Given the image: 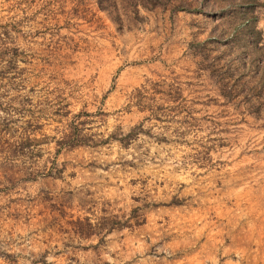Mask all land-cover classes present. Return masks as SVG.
I'll use <instances>...</instances> for the list:
<instances>
[{"label":"rangeland","instance_id":"obj_1","mask_svg":"<svg viewBox=\"0 0 264 264\" xmlns=\"http://www.w3.org/2000/svg\"><path fill=\"white\" fill-rule=\"evenodd\" d=\"M101 1L0 0V264H264V0Z\"/></svg>","mask_w":264,"mask_h":264},{"label":"trees","instance_id":"obj_2","mask_svg":"<svg viewBox=\"0 0 264 264\" xmlns=\"http://www.w3.org/2000/svg\"><path fill=\"white\" fill-rule=\"evenodd\" d=\"M137 1L139 2L138 5L140 4L143 7L145 6L144 1H142V0H137ZM96 2H97V6L100 9H104V10L108 11L106 6L102 4L101 0H96ZM135 6H137V5H135ZM112 8L115 9V7H112ZM253 26L254 25L251 22L246 27V29L249 30L252 35H254V33L258 34V32L254 31ZM252 42H253V40H252ZM254 42H256V41H254ZM253 49H254L253 50L254 55H253L252 61H254V64L256 65V73L254 75H255V77H257V82L254 81L255 83H254L253 87H251V90L253 91L252 97H256V99H252V100L249 99L248 102L251 103V105H249V106H251V108H254V104H256V106H257L255 108L256 110L258 109V105L263 106V110H264V48L263 47H257L254 44ZM206 56H208V55L206 54ZM221 70H222V68H219V71H221Z\"/></svg>","mask_w":264,"mask_h":264}]
</instances>
